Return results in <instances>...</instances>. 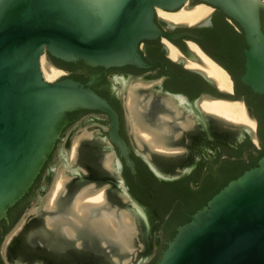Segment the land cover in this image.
I'll return each mask as SVG.
<instances>
[{
  "label": "water",
  "instance_id": "obj_1",
  "mask_svg": "<svg viewBox=\"0 0 264 264\" xmlns=\"http://www.w3.org/2000/svg\"><path fill=\"white\" fill-rule=\"evenodd\" d=\"M201 1L219 8L241 26L247 42L246 68L241 80L255 93L264 95V25L260 18L264 0ZM189 2L0 0V218L29 189L63 128L70 122L69 112L90 109L106 113L109 134L105 135L101 130L99 140H86L83 145L97 143L101 144L100 153L113 151L115 170L108 173L114 180L120 175L121 156L107 141L119 148L132 171L136 172L130 146L119 133L118 112L111 102L90 84L73 77L47 80L41 67L42 56L49 53L64 61L81 59L94 65L131 63L152 67L154 63L144 59L140 44L163 34L176 37L159 29L155 22L158 8L177 11L189 7ZM187 56L206 65L195 52H189ZM185 62H188L186 58ZM197 70L210 83H216L202 70ZM218 88L215 95H203L202 99L241 100L231 97L234 86L231 91ZM177 100L182 105L185 102L182 96ZM196 112L200 118L212 120L214 126L227 134H237L233 144L252 135L243 124L241 131L228 130L213 121L223 118L200 109ZM144 147L149 155L138 151L159 179L167 181L188 174V171L167 173L155 158L173 157L174 154ZM56 148L46 171L53 165ZM101 158L105 161V154ZM123 184L126 186L125 181ZM122 193L128 197L127 206L135 213L140 227L144 222L141 216L144 211L139 201L126 187ZM144 217L148 221L146 213ZM158 264H264V156L256 166L229 181L204 207L190 216L189 222L178 228Z\"/></svg>",
  "mask_w": 264,
  "mask_h": 264
},
{
  "label": "flooded vegetation",
  "instance_id": "obj_2",
  "mask_svg": "<svg viewBox=\"0 0 264 264\" xmlns=\"http://www.w3.org/2000/svg\"><path fill=\"white\" fill-rule=\"evenodd\" d=\"M199 3H202V1L190 0L189 7L196 6ZM260 14L263 24V9H261ZM155 22L160 30L176 37L170 38L163 34L157 38L145 39L140 44L144 59L148 63H154L152 67L138 66L131 63L120 66L94 65L81 59L76 61L61 59H59L61 61H54L48 53L53 64L63 70H70L69 62H84L87 66L79 73V75H83V78L76 80L90 84L98 93L103 92L117 110L120 120L119 133L130 146V156L136 172L132 171L126 159L121 155L119 148L114 143L107 141V144L114 146L121 156L120 175L114 180L112 175L108 173L110 170L105 167L103 158H101L104 153L98 155V152H95L99 151L101 144H84L82 158L77 160L74 163L75 165H71L65 160L64 168L66 172L70 173L74 167L79 170V173L71 175L67 180L65 190L60 193L58 198L57 207L50 209L47 206H40L35 212L27 215V218L31 219L30 222L20 225L18 228L16 227L17 230L13 233L11 240H14V237L22 229H25V235L22 237V234H19V237L15 238L14 247L11 254H9L11 258L18 256V253L22 252L23 246L28 245L32 249L41 247L44 252L43 258L47 264H102V262L110 259L113 260L110 249L112 250L114 245H103L102 236L97 233L96 236L95 232L87 228L78 229L79 231H76L75 235L67 234L63 229L65 225H68L67 222L71 223L68 226L74 225V219L70 215L72 213L71 208L82 188L94 186L93 188L97 190L105 186L108 202L112 207L115 204H118L119 208L121 206L128 207L129 203L127 202H129V199L127 201L123 199L122 189L124 187L139 201L140 207L144 211V214H141L144 222L138 227L141 229L139 235L145 243L146 249L140 255V258L136 259V263L140 260L139 264H158L169 242L178 232L174 236L171 234L173 219L175 213H177L175 206L178 204V198L180 199V205H183V212L191 216L192 213L184 207L186 201L183 194L187 190L196 192L203 189L207 192L208 189H213L224 181L227 161L236 159L235 156H232V150L247 138L252 140L251 136H247L243 141L233 144L237 134H227L214 126L212 120L198 116L197 109L205 111L200 103L203 95H215L219 88L216 83H210L196 68L186 64V56L189 55V52L194 53L190 42L198 44L201 49H204L230 73L233 79L232 85L234 86V95L231 97L241 99L246 103L248 113L256 120L257 126L255 131L259 144L253 140L252 144L257 149L263 147L264 141L260 135V129L264 130V95L255 93L241 80L246 68L245 49L247 47L245 34L241 26L222 10L213 6L212 11L207 16L193 23L168 20L160 16L158 12ZM167 41L175 44L181 50V59L171 56ZM133 77L144 84L139 86L138 89L139 93H143V96L138 94L141 98L148 100L152 95L150 99L151 109H154L155 106H162L163 97H172L175 100L178 99V96L185 98L184 104L179 105L181 109L180 116H177L174 113L175 110H172L175 127L169 140L171 146L177 147L176 150L178 148L181 150H174L175 152L157 150V152L171 153L174 156L164 157L163 159L166 161L163 163L156 161L167 173L174 174L188 171L187 175L167 181L159 179L152 173L142 155L138 154L131 145L129 129L124 116L122 94ZM135 91L137 92V90ZM198 99L200 100L196 103ZM162 108H164V105ZM165 109L170 108L165 107ZM81 110L79 114L82 115L79 119L91 115L92 120H100L105 124L101 130L105 135L109 134V117L106 113L90 109ZM68 117L70 122L63 128L58 140L61 139L66 127L75 122L71 115H68ZM188 118H195L196 121L192 126L184 128L180 121L188 120ZM176 133L179 135L177 136ZM58 140L27 192L15 203L22 201L21 204L19 203L11 210L15 206L14 204L0 218V264H7L1 250V242L5 236L15 226H18L17 223L24 215L25 210L35 199L43 203V198L39 194L47 192V185L53 170L50 169L46 173V169L52 161ZM134 157H138L139 160ZM183 179H186L185 184L179 185L177 182ZM154 180L155 182H153ZM124 181L126 186L123 184ZM50 193L48 192V196ZM172 202L173 206L170 205ZM160 210L168 211L163 217ZM145 213L148 221L145 220ZM49 216L53 218L59 216L60 221L53 222L52 226H49L46 220ZM61 221L64 224L66 223L63 227ZM180 226L177 225L175 228L178 230ZM107 247L110 249H107ZM102 251L106 252L105 255H101ZM17 263L20 264L21 262L17 260Z\"/></svg>",
  "mask_w": 264,
  "mask_h": 264
},
{
  "label": "bare ground",
  "instance_id": "obj_3",
  "mask_svg": "<svg viewBox=\"0 0 264 264\" xmlns=\"http://www.w3.org/2000/svg\"><path fill=\"white\" fill-rule=\"evenodd\" d=\"M210 9H212V6L205 3H199L190 8H186L184 6L177 11H168L158 8V14L168 20L193 23L207 16ZM167 42L170 46L171 56L178 59L182 58L181 50L170 41ZM190 44L194 52L204 61L206 65L186 57L188 61L187 65L200 69L206 75L212 77L221 89L231 91L233 82L226 69L209 56L203 49H201L198 44L195 42H190ZM43 57L44 56H42L41 59L42 61ZM43 69L45 73L44 76L47 80H54L65 72L56 65H50L48 68L44 65ZM151 97L152 95L148 100H145L144 98L139 97L135 90L131 94L132 101L130 103L129 117L134 125V129L136 131L135 133L137 134L135 137L137 136L136 138L140 144V149L142 150L144 146H148L153 151H174L177 147L171 146L169 144V140L175 127L173 115L174 113H181V109L179 108L181 103L172 97H163L162 103L164 108H162V105L160 107L155 106L154 109H151ZM165 107L170 109H165ZM202 108L205 111L213 113L224 119L245 124L248 127V130H251L252 132L256 129V120L248 113L247 107L242 100H226L206 97L202 100ZM172 110H175V112L173 113ZM195 121V118H190L180 122L184 128H187L192 126ZM139 133L142 134L139 136ZM92 135L93 134H89L88 137H91ZM77 142L79 141L77 140ZM74 145L72 155L75 157L78 145L77 143ZM144 154L149 155L148 152ZM113 157L114 155L109 153L104 161L105 167L110 171L115 170ZM74 163L75 162L71 165H75ZM76 173H79V170L73 167L70 173L66 172V176L70 178L71 175ZM54 185V192H52L53 194L51 193L52 199L48 202L49 207L57 206V195L59 192H62L66 185L64 175L60 176ZM93 187L80 191L76 196L73 207L71 208L72 213L70 214L72 216L71 218L74 219V225L68 226L71 224L70 222H67L68 225H65L66 223L64 224L61 221L63 223L62 227L65 225L63 228L64 231H66L67 234L69 233L70 235H75L76 231L87 228L88 230L95 232L96 236L98 234L103 237V245L118 246L119 250L121 249L126 251V249L133 246L134 238L137 237L139 233L135 213L132 209L117 208V205H115L116 207H112L108 202L105 186L102 187V189H98V191H95ZM123 199L127 201L128 197L124 195ZM46 220L50 226L53 222H59L60 217L57 216L52 218L49 216ZM116 259L119 258L116 257Z\"/></svg>",
  "mask_w": 264,
  "mask_h": 264
},
{
  "label": "rangeland",
  "instance_id": "obj_4",
  "mask_svg": "<svg viewBox=\"0 0 264 264\" xmlns=\"http://www.w3.org/2000/svg\"><path fill=\"white\" fill-rule=\"evenodd\" d=\"M186 8H190V7H186ZM211 11H212V9H210V11L207 13V15ZM43 56H44L43 61L41 60V67H42L43 74L45 75L44 69H43L44 65L48 68V67H50V65H55V64H53V62L49 59V56L47 54H45ZM186 57L188 58V56H186ZM64 71L65 72L62 75L58 76L54 80H57L63 76H69V77L71 76V70L64 69ZM54 80H49V81H54ZM143 85L144 84H141L140 80L133 77L132 80L127 85L126 89L123 91V94H122L125 118H126L127 126L129 129V140H130L131 144L133 145L134 149L136 150V152L138 154H141L138 151V149H140V144L137 141V138H136L137 136L135 137V135H137V134L135 133L136 131H135L134 125H133V123L129 117V114H130V103L132 101L131 100V94L133 93L134 90H137V92H138L139 86H143ZM137 94H139L140 96H143V93L138 92ZM202 100L200 102L201 105H202ZM175 114L177 116H180L179 113H175ZM188 119H190V118H188ZM224 120H226L228 122H226ZM224 120H213V121L218 123L219 125L223 126L224 128L228 129V130L241 131L243 129L242 123H236V122H233V121H230L227 119H224ZM104 125L105 124H103V123L92 120L91 115H86L83 118L79 119L78 121L71 123L70 125H68L66 127L64 134L62 135V137H61V139L57 145L53 165L46 171V173H47L50 169L53 170V172H51V178H50L48 185H47L48 186L47 192H45L43 194H39V196L41 198H43V203H41L37 199H35L30 204V206H28V208L25 210L24 215L20 218L19 222L17 223L18 226H15L12 229V231L9 234H7L4 238V241L2 244V255H3L4 260L7 262V264H18L17 260H18V262L19 261L21 262L20 264H42V263L47 264V262L43 258L44 252L41 249V247H39V248L35 247L34 249H32L28 245L23 246L22 252L18 253V256L11 258L9 254H11L12 248L14 247L13 243L15 241V238H18L19 234L20 235L22 234V237H23L25 235V233H24L25 229H22V231H20V233H18V235L16 237H14V240H11L12 235L14 232H16L17 228L20 225H23V224L31 221V219L27 218V215L31 212H35V210L38 209L40 206H42V207L47 206L50 209H55L57 207V206L56 207L55 206L49 207L48 204L46 205V203L50 202L49 200L52 199L51 195L53 194L52 192H54V189H55L54 184H56L57 179L60 176L64 175V180L67 182V180L69 178L66 176V171L64 168L65 167L64 166L65 160H67V162L69 164H72L73 162H77V160L81 159L82 153L84 151L83 150V142H86V140H94V141L99 140V138H100L99 133L101 132V128ZM243 126H246V125L243 124ZM246 128H248V127L246 126ZM256 128H257V126H256ZM89 134H93V135L91 137H88ZM141 134L142 133H139V136ZM251 137H252L253 141H255V142H257V144H259L257 137H256V131H254V134L252 132ZM77 140L79 142H77ZM76 143L78 146H77L76 156L74 157L72 154H73V150H74V146H75L74 144H76ZM179 150H181V149L178 148V150H175V151H179ZM142 151L147 153V150L145 148H142ZM155 151H157V150H155ZM175 151H172V152H175ZM95 152H98V155L100 154L99 151H95ZM109 153L113 154V151H109V152H106L104 154H105V156H107ZM155 159L162 162V163L166 161L165 159L158 157V156ZM89 187H91V186H88L86 188H82L81 191L86 190ZM99 189H102V187ZM63 190H65V187L63 188ZM95 191H98V189ZM48 192H51L52 194L50 193L48 196ZM60 193L61 192L58 193L56 200H58ZM57 204H58V201H57ZM115 205H118V204H115ZM72 207H73V205H72ZM117 208H119V206ZM121 208L122 209H131L129 206L128 207L121 206ZM138 230H139L138 232L140 233L141 229L138 228ZM139 233H138L137 237L134 238L133 246L130 247L129 249H126V251L121 250V249L119 250L118 246H114L112 248V250L109 247H107V249H110L111 255H112V258L114 261L110 259L106 262H102V264L103 263H105V264H135V262L138 260L137 258H139L140 255L145 250V243L142 241ZM123 251H124V253H123ZM105 253H106L105 251H102L101 255H105ZM116 257H118L119 259H116Z\"/></svg>",
  "mask_w": 264,
  "mask_h": 264
},
{
  "label": "trees",
  "instance_id": "obj_5",
  "mask_svg": "<svg viewBox=\"0 0 264 264\" xmlns=\"http://www.w3.org/2000/svg\"><path fill=\"white\" fill-rule=\"evenodd\" d=\"M263 24H264V15H263ZM50 58L54 61H61L57 58H54L49 54ZM71 75L75 79L83 78V75H79L82 70H84L87 66L84 64V62L75 63V62H69ZM101 95L106 97V95L101 92ZM107 98V97H106ZM80 110H75L72 112H69V115H71L74 119V121L78 120L82 114H79ZM260 135L264 141V130L260 129ZM232 156H235V160H228L227 161V169L225 172L224 181H222L220 184L216 185L213 189H208L209 191L205 192V190L201 189L198 191H188L184 193V199L185 204L184 207L194 214L196 211L204 207L208 201L216 194L218 193L227 183L240 175H242L246 170L256 166L258 164V161L261 157L264 156V145L261 147V149H257L256 146L252 144V140L250 138H247L245 141L241 142L236 148L232 150ZM137 160H139L138 157H134ZM132 176V174H131ZM186 179L180 180L177 183L179 185L185 184ZM155 182V180L153 181ZM22 201L18 202L11 208V210L16 207L19 203L21 204ZM180 199L178 198V204H176L175 208L177 210V213H175L174 216V223L172 227V236L176 234L178 231L175 227L177 225H183L190 221V216H188L186 213L183 212V205H180ZM170 205L173 206V202L170 203ZM10 210V211H11ZM168 210H160L163 217L167 213Z\"/></svg>",
  "mask_w": 264,
  "mask_h": 264
}]
</instances>
